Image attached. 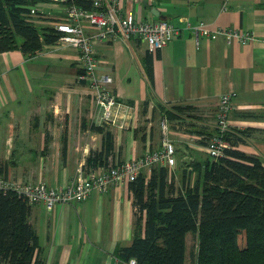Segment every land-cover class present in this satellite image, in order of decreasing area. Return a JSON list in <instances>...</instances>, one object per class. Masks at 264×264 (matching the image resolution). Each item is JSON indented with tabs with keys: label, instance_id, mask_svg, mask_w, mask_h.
Listing matches in <instances>:
<instances>
[{
	"label": "crops",
	"instance_id": "1",
	"mask_svg": "<svg viewBox=\"0 0 264 264\" xmlns=\"http://www.w3.org/2000/svg\"><path fill=\"white\" fill-rule=\"evenodd\" d=\"M65 5L40 0L31 7L34 24L53 27L65 19ZM120 6L140 20L166 19L178 27L172 40L154 51L142 40L120 35L93 43L97 74L111 76L110 89L131 107L124 126L99 122L87 84L78 78L77 49L52 44L34 55L19 48L2 51L0 175L63 187L79 165L88 167L90 152L101 149L103 136L94 126L106 124L113 134L108 164L136 159L162 146V118L151 111L157 103L191 106L210 125L225 93L231 95L226 122L233 147L264 164V0H120ZM199 22L210 31H250L254 39L229 43L223 35L196 37L192 26ZM82 25L88 34L96 31L88 22ZM169 133L171 141L188 137L179 141L204 148L198 143L201 134ZM178 154L175 150V157L185 161L186 153ZM133 219L128 182L50 209L31 204L28 216L37 236L36 259L45 264H111L116 248L131 243Z\"/></svg>",
	"mask_w": 264,
	"mask_h": 264
},
{
	"label": "trees",
	"instance_id": "2",
	"mask_svg": "<svg viewBox=\"0 0 264 264\" xmlns=\"http://www.w3.org/2000/svg\"><path fill=\"white\" fill-rule=\"evenodd\" d=\"M39 1L0 0V52L19 48L34 55L54 44V27L32 20L30 9ZM75 2L91 7V0ZM190 109L157 103L151 111L175 122L176 130L201 134L198 143L205 144L210 136H204ZM94 129L102 133V147L90 152L86 166L107 167L113 134L106 124ZM223 137L232 146L221 155L182 161L180 186L162 163L129 183L133 236L129 245L116 248V258L124 264L131 258L135 264H187L188 256L191 264H264V164L257 155L233 147L229 131ZM30 208L15 191L0 192V264H29L37 244ZM188 235L195 242L189 251Z\"/></svg>",
	"mask_w": 264,
	"mask_h": 264
},
{
	"label": "built area",
	"instance_id": "3",
	"mask_svg": "<svg viewBox=\"0 0 264 264\" xmlns=\"http://www.w3.org/2000/svg\"><path fill=\"white\" fill-rule=\"evenodd\" d=\"M65 5V19L55 22L54 29L58 38L54 44L69 46L78 50L79 64L82 72L79 79L84 80L86 88L91 95L96 109L99 111V122L119 123L124 126L125 118L131 108L126 102H122L110 89L111 76L97 74V59L93 43L95 41H111L117 35L125 39L137 38L146 43L148 50L154 51L166 46L178 33V27L166 19L156 21L140 20L130 10L122 11L120 0H91V7L86 8L77 4L76 0H51ZM31 13L35 8H31ZM88 22L96 31L88 34L82 23ZM196 37L199 34L215 38L223 35L227 42H248L254 39L252 32L239 31L234 28H218L210 31L205 24L199 22L192 26ZM231 106V95L223 94L219 99V107L216 115L218 132L206 139L205 152L211 157H217L230 147V143L223 135L228 131L226 115ZM161 130L163 132L161 148L144 153L136 159H127L122 162L109 164L107 167L93 169L79 165L75 175L63 187H48L43 182L23 183L13 181L0 175V192L15 191L23 196L28 203L41 202L47 209L57 203H70L86 200L93 192L104 193L111 185L130 183L142 171H149L153 164L158 162L173 165L175 163V146L167 137L166 119L162 118ZM5 264V263H1ZM29 264L40 263L36 259V250ZM111 264H124L118 258ZM127 264H135L133 258Z\"/></svg>",
	"mask_w": 264,
	"mask_h": 264
},
{
	"label": "rangeland",
	"instance_id": "4",
	"mask_svg": "<svg viewBox=\"0 0 264 264\" xmlns=\"http://www.w3.org/2000/svg\"><path fill=\"white\" fill-rule=\"evenodd\" d=\"M219 107V106H218ZM195 110L192 108L190 109V113H194V115L196 114L197 116L198 113L197 112H194ZM218 112V110H217ZM217 115V113H216ZM201 120L202 117H198L197 121L198 120ZM197 123V126H202V129L203 131L205 132L204 136H212L214 134H216V131L218 132V122H217V118L216 116H214L213 118L210 119V125H211V129H210V125L209 124H206V121L205 120H201V122ZM175 122H170L169 119L166 120V130H167V135L171 138V134L169 133V131H174L176 130L175 127L173 126ZM179 124V123H178ZM184 126H190L192 127L191 125H188V124H185L184 123ZM162 131V130H161ZM174 136V135H172ZM179 140H189L188 137H183V136H177L175 138H173L172 142L175 146V150L178 151V155H181L183 153H186V158L184 159L185 161H191L193 159H195L196 157H203L204 155H207V153L205 152L204 148H199V150H195L194 147H189L187 145H185L182 142H180ZM178 147V148H177ZM178 149V150H177ZM183 153H182V152ZM175 160L176 162L173 164V165H167L169 167V172L170 174H172L173 176V179H174V182L177 186H180L181 185V174H180V171H181V164L183 163L182 161L178 160V158L175 157ZM157 164H161V162H158ZM151 169V168H150ZM150 171V170H149ZM194 239L192 238V236L190 237L189 239V243H188V251L189 249L191 248V246L194 244ZM187 264H191V260H190V257L188 256L187 257Z\"/></svg>",
	"mask_w": 264,
	"mask_h": 264
},
{
	"label": "water",
	"instance_id": "5",
	"mask_svg": "<svg viewBox=\"0 0 264 264\" xmlns=\"http://www.w3.org/2000/svg\"><path fill=\"white\" fill-rule=\"evenodd\" d=\"M152 12H154V9H152ZM155 15H158L157 13H155Z\"/></svg>",
	"mask_w": 264,
	"mask_h": 264
}]
</instances>
